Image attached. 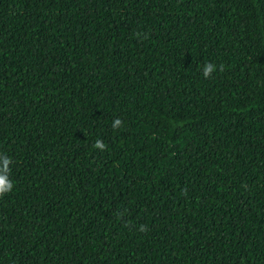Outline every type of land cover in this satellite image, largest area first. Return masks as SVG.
I'll return each instance as SVG.
<instances>
[{"label":"trees","instance_id":"1","mask_svg":"<svg viewBox=\"0 0 264 264\" xmlns=\"http://www.w3.org/2000/svg\"><path fill=\"white\" fill-rule=\"evenodd\" d=\"M0 155V264H264V0H0Z\"/></svg>","mask_w":264,"mask_h":264},{"label":"clouds","instance_id":"2","mask_svg":"<svg viewBox=\"0 0 264 264\" xmlns=\"http://www.w3.org/2000/svg\"><path fill=\"white\" fill-rule=\"evenodd\" d=\"M139 35V34H138ZM222 70V66H221ZM216 71V66L212 63H207L204 65L202 72L203 76L207 79L210 78L212 73ZM122 124V121L116 119L112 123L113 129H118ZM94 148L99 149L101 151L106 150V145L103 143L102 140L97 139L93 145ZM12 164V160L4 155H0V197L4 196L5 194L11 192L13 190V183L10 180L11 175V168L10 165ZM146 228L144 226L141 227V231H145Z\"/></svg>","mask_w":264,"mask_h":264}]
</instances>
